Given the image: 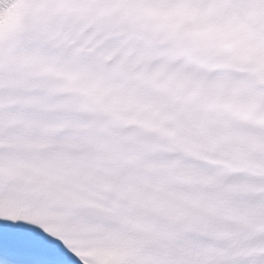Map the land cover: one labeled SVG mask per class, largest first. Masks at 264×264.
<instances>
[{"label": "snow or ice", "instance_id": "obj_1", "mask_svg": "<svg viewBox=\"0 0 264 264\" xmlns=\"http://www.w3.org/2000/svg\"><path fill=\"white\" fill-rule=\"evenodd\" d=\"M0 264H264V0H0Z\"/></svg>", "mask_w": 264, "mask_h": 264}]
</instances>
